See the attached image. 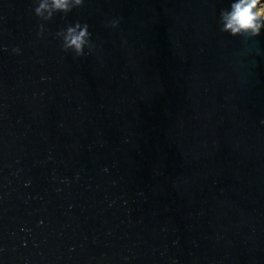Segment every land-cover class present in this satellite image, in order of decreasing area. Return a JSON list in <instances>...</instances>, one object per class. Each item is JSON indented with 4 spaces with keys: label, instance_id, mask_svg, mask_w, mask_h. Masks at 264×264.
Masks as SVG:
<instances>
[{
    "label": "water",
    "instance_id": "95a60500",
    "mask_svg": "<svg viewBox=\"0 0 264 264\" xmlns=\"http://www.w3.org/2000/svg\"><path fill=\"white\" fill-rule=\"evenodd\" d=\"M231 3L0 0V264H264V30Z\"/></svg>",
    "mask_w": 264,
    "mask_h": 264
},
{
    "label": "clouds",
    "instance_id": "9594fccd",
    "mask_svg": "<svg viewBox=\"0 0 264 264\" xmlns=\"http://www.w3.org/2000/svg\"><path fill=\"white\" fill-rule=\"evenodd\" d=\"M34 12L42 21H50L58 12L65 15L74 8L82 7L85 0H35ZM221 32L231 36H241L251 39L261 35L264 30V0H232L229 8H221L219 12ZM122 18H113L107 22L111 28H117ZM38 35L43 37L46 26L41 23ZM61 40L65 52L71 51L74 57H83L96 49L87 23L77 21L55 33ZM88 49V52L85 49ZM6 50V49H5ZM17 46L12 49L14 54L21 53ZM47 79V77H45Z\"/></svg>",
    "mask_w": 264,
    "mask_h": 264
}]
</instances>
